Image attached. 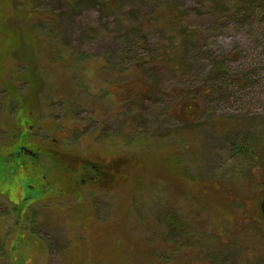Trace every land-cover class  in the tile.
<instances>
[{
  "label": "rangeland",
  "instance_id": "obj_1",
  "mask_svg": "<svg viewBox=\"0 0 264 264\" xmlns=\"http://www.w3.org/2000/svg\"><path fill=\"white\" fill-rule=\"evenodd\" d=\"M121 2L0 0V264H93L99 236L133 264H212L210 253L217 264H264V20L239 26L209 14L212 0H177L196 36L177 63L194 62L185 78L157 76L156 90L202 84L219 56L249 78L232 96L201 98L208 125L189 130L173 98L128 97L145 89L150 60L171 53L145 20L157 0ZM47 12L57 23L31 34L25 19L34 28ZM246 138L244 157L233 145ZM219 195L233 202L218 206Z\"/></svg>",
  "mask_w": 264,
  "mask_h": 264
},
{
  "label": "trees",
  "instance_id": "obj_2",
  "mask_svg": "<svg viewBox=\"0 0 264 264\" xmlns=\"http://www.w3.org/2000/svg\"><path fill=\"white\" fill-rule=\"evenodd\" d=\"M85 0H78V3L83 4ZM93 1L94 4H97L103 8L115 11L118 6L123 4L121 0H90ZM211 6H207L209 10V14H220L224 15L230 18L234 23L238 24L239 26H245L246 24L250 23L252 19H255L256 17H260L262 20H264V0H212ZM17 4L15 5V7ZM17 8H15V11ZM30 14H33L31 11ZM29 14V15H30ZM28 15V14H27ZM28 15V16H29ZM44 15L46 19L40 20L39 25L36 24L33 26H30L29 18L26 22L28 23V29L31 32V34L34 35L32 30H37L38 28H48L50 26V23H57V18L53 13L50 14L49 12L45 13ZM190 16L188 11L181 8L177 0H157L156 6L150 17L145 18L146 22L150 25V21L155 23V26L160 28L162 31L166 32L169 36V42L170 45L167 46L170 48L169 55L166 54L162 60H150L151 64H154V69L147 70V68H144V74L146 75V79L143 83V86H145V89H128L126 92L128 94V97L132 99H141L140 101L144 103L145 101L147 103L145 104H158L160 106L166 104L169 98L174 101L175 104V110L177 108L179 109V114L181 117V120L185 124L186 129H197L200 126H206L208 125V120L204 121V117L202 116L203 109L199 107L201 98L207 97V96H215V95H224V96H232L233 89H231V85L233 83H242L243 81L248 82V75L244 74L242 76L236 75L234 73L229 72L227 69H225L224 64L228 59H230L229 56L227 57H214L213 62L215 66L217 67V70L211 71L208 73L203 80L202 84H196L191 79H184V83L181 81L182 85L181 88H174L170 89L166 92H159L156 90L158 88V81L160 80L157 76H176V74L180 71H183V75L181 78H185L188 71L192 70V63L194 62V59H190L185 61V58L183 60V63H177L178 60V54L181 51V47L185 44H195L196 36L194 31L190 28L189 25H185L184 21L186 18ZM143 23H139V31L144 30L143 29ZM151 26V25H150ZM149 26V27H150ZM129 30L133 31L135 26L128 23ZM32 29V30H31ZM37 44H42L40 42V39L35 37ZM35 43V44H36ZM142 46L145 50L148 49V37H144L142 41ZM166 47V48H167ZM48 50H50L48 48ZM138 55L137 60L134 62L136 66H143L145 65L147 58L150 56V49L149 52L145 51ZM50 52V51H49ZM178 65V68H177ZM142 67V68H143ZM126 70H128L126 68ZM150 72V74H149ZM162 73V74H158ZM246 82L244 83V85ZM137 89V90H136ZM143 105V107H146L147 105ZM165 114V113H164ZM236 132H239L240 130L237 127V130L235 128ZM245 137V135H244ZM244 139V138H243ZM250 142L248 141V138L245 139L244 143H241L240 145H237L236 142H234V147L237 149V152L239 154H242V156L248 155V152L250 153L251 147L247 145L246 143ZM155 145V144H154ZM153 145V146H154ZM259 146V145H258ZM153 148V147H152ZM53 153V152H52ZM54 154V153H53ZM153 155V156H152ZM155 155V149L153 148L150 150V153L147 152L145 154V157L151 158L149 156L154 157ZM156 156V155H155ZM165 158V157H164ZM150 163V162H148ZM153 167V165H151ZM153 169V168H152ZM151 169V170H152ZM178 170V169H177ZM170 169L168 170L169 173ZM165 181V176L163 177ZM218 201V206L224 205V207H228L229 204L233 202L232 199H229L225 196L219 195V197L216 199ZM17 207V206H15ZM18 208V207H17ZM18 211H20L18 209ZM19 213V217H21ZM91 221L93 220V217L89 219ZM167 222L170 221V219L166 220ZM114 235L112 233L110 234V237L112 238ZM100 240V243L93 242L94 246V252L96 253L98 258H95L93 264H133L132 262H126L123 258L120 257L121 254H126L127 252L123 253V248H119L116 246L112 241V239L103 245V238L100 236L98 237ZM211 254V253H210ZM206 256L212 264H217L216 256ZM150 257L152 254H148ZM99 256H104L103 258H99ZM153 264V263H151ZM162 264H168V262L164 261Z\"/></svg>",
  "mask_w": 264,
  "mask_h": 264
},
{
  "label": "flooded vegetation",
  "instance_id": "obj_3",
  "mask_svg": "<svg viewBox=\"0 0 264 264\" xmlns=\"http://www.w3.org/2000/svg\"><path fill=\"white\" fill-rule=\"evenodd\" d=\"M23 152H26L29 155V157L32 158V160H34L36 157L35 152L29 151L28 149L26 150V148L23 149Z\"/></svg>",
  "mask_w": 264,
  "mask_h": 264
},
{
  "label": "water",
  "instance_id": "obj_4",
  "mask_svg": "<svg viewBox=\"0 0 264 264\" xmlns=\"http://www.w3.org/2000/svg\"><path fill=\"white\" fill-rule=\"evenodd\" d=\"M260 211H261L262 216L264 218V196H263L262 201L260 203Z\"/></svg>",
  "mask_w": 264,
  "mask_h": 264
}]
</instances>
